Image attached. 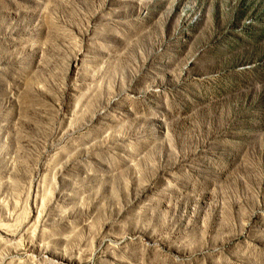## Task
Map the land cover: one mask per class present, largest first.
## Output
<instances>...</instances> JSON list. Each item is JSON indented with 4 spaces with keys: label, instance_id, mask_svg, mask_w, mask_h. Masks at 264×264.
<instances>
[{
    "label": "rangeland",
    "instance_id": "obj_1",
    "mask_svg": "<svg viewBox=\"0 0 264 264\" xmlns=\"http://www.w3.org/2000/svg\"><path fill=\"white\" fill-rule=\"evenodd\" d=\"M0 264H264V0H0Z\"/></svg>",
    "mask_w": 264,
    "mask_h": 264
}]
</instances>
